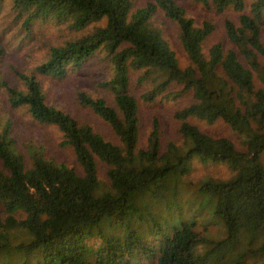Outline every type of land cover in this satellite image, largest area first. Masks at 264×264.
Listing matches in <instances>:
<instances>
[{
  "label": "trees",
  "instance_id": "1",
  "mask_svg": "<svg viewBox=\"0 0 264 264\" xmlns=\"http://www.w3.org/2000/svg\"><path fill=\"white\" fill-rule=\"evenodd\" d=\"M217 13H238L224 22L231 44L206 45L214 26L187 16L176 0H153L135 9L133 0H14L15 7L37 18L69 20L76 31L94 26L80 38L52 48L36 73L57 79L79 69L99 50L113 65L102 98L78 94L79 104L99 117L118 146L87 123L47 104L35 76L20 75L25 89L7 87L10 103L27 109L38 123L52 125L69 147L75 167L56 163L40 150L19 152L8 122L0 125V264H200L210 245L187 221L175 223L188 194L215 203L227 230L225 240L264 229V0H194ZM160 10L177 26V41L188 64L180 68L175 50L154 25ZM151 83L140 95L152 102L171 85L191 101L174 113L181 144L164 147L156 120L146 147L139 143V104L132 95L130 72ZM258 83V86L256 85ZM221 121L238 135L244 151L226 137H213L191 120ZM222 164L229 179L187 177L192 160ZM105 167V178L99 168ZM190 192V193H189ZM264 264V243L249 251ZM240 264V263H237Z\"/></svg>",
  "mask_w": 264,
  "mask_h": 264
},
{
  "label": "rangeland",
  "instance_id": "2",
  "mask_svg": "<svg viewBox=\"0 0 264 264\" xmlns=\"http://www.w3.org/2000/svg\"><path fill=\"white\" fill-rule=\"evenodd\" d=\"M152 1L133 0V6L135 9L143 8ZM176 1L187 16L193 18L197 24L201 25L206 20L213 24L214 31L206 41L207 46L221 43L226 49L231 47L224 34V22L230 20L236 23L238 13L233 11L217 13L194 0ZM253 1L246 0L245 12H248V6ZM28 18L29 13L16 8L14 0H0V125L5 122L10 123L16 147L25 158H29V153L40 150L54 162L78 169L72 150L62 146V135L57 128L34 121L25 107L13 106L10 103L7 87L24 90L25 86L20 75L35 76L42 84L47 104L74 116L81 123L90 124L95 131L118 146L120 143L109 127L91 109L81 106L78 101V94L85 93L93 98H102L113 107L112 95L103 86L104 82L109 81L113 75V65L106 53L99 50L79 69L69 68L66 77L62 79L39 75L36 73V67L47 60L52 48L62 47L80 38L94 26L76 31L71 27L69 20L37 18L27 21ZM153 20L154 25L161 28L165 38L175 50L180 68L186 67L188 61L177 41L176 24L165 18L160 10H156ZM262 34L264 41V28ZM141 74L140 71H131L129 80V89L139 104V144L143 148L146 147L152 122L156 120L160 126L164 147L170 142L179 146L182 140L177 131L178 122L174 119V113L186 106L191 101L192 95L181 94L179 86L171 85L164 94L152 102H143L139 99L140 95L151 89L152 85L148 81L139 84L137 79ZM256 85L258 86L257 82ZM191 122L204 133L213 137H226L233 141L237 149L245 150L238 135L223 122L218 121L212 125L196 119H192ZM262 160L264 162V153ZM192 168L187 177L188 181L190 178L196 182L205 176L224 180L233 175L222 164H205L197 159L192 160ZM98 175L101 179L105 178V167L99 168ZM188 196L192 200H187V203L183 204L178 212L172 214V217L175 223L187 221L192 224L212 242L199 248L201 252H208V255L201 259L200 264H260L250 256L249 251L264 243V229L245 232L236 239L227 240L220 247L213 248V243L225 240L227 237L222 219L215 214V203L210 202L207 197L195 198L192 194ZM140 264L156 263L144 259Z\"/></svg>",
  "mask_w": 264,
  "mask_h": 264
}]
</instances>
